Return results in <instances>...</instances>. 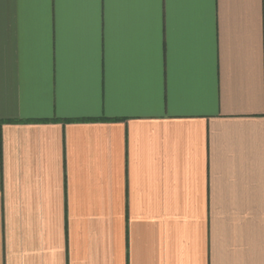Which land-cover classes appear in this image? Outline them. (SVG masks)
Here are the masks:
<instances>
[{"label":"crops","instance_id":"crops-1","mask_svg":"<svg viewBox=\"0 0 264 264\" xmlns=\"http://www.w3.org/2000/svg\"><path fill=\"white\" fill-rule=\"evenodd\" d=\"M0 264H264V0H0Z\"/></svg>","mask_w":264,"mask_h":264}]
</instances>
